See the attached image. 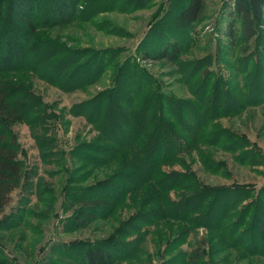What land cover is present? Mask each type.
I'll return each instance as SVG.
<instances>
[{"label": "rangeland", "instance_id": "1", "mask_svg": "<svg viewBox=\"0 0 264 264\" xmlns=\"http://www.w3.org/2000/svg\"><path fill=\"white\" fill-rule=\"evenodd\" d=\"M25 1V4L21 1L18 8L5 10L0 17V31H3L0 38H6L1 41L9 46L6 53H2L4 49L0 52V83L16 86L30 100L19 122L3 124L17 139L23 186L29 183L11 191L0 213L1 216L12 210L18 216L12 219V228L0 230V248L12 264H77L79 248L99 242L113 243L117 255L115 264H187L194 249L201 252L199 264H264V253H256L260 243L251 241V238L264 235V71H261L262 76L258 73L254 78L257 66L264 70V25L259 42L238 41L235 47L225 33L228 23L225 12L232 0H203L201 20L193 32H186L185 36L174 28L175 10L171 12L174 7L178 9L183 5L180 0H150L136 10L102 11L88 20H83L78 13L76 16L80 17L75 16L69 23H58V18L51 15V3L46 0ZM140 4V0L135 3ZM132 5L134 3L124 8L129 10ZM167 10L170 11L157 33L182 44L179 60L140 59L138 49L145 41L155 44L156 48L160 46L161 36L160 41L154 43L151 39L157 36L154 37L152 31L143 37L152 22ZM26 19L35 23L34 33ZM28 35L32 43L48 40L66 51L76 52L79 62H84L88 56L82 52L89 50L95 54L111 50L118 56L111 59L102 55L99 60L103 67L97 79L71 89L70 86L93 74L98 61L79 68L72 78H61L54 83L38 72L51 76L58 68L36 64L34 52L38 50L31 52L32 43L24 42L29 46L28 54L23 52L24 47L19 57L12 54L13 47L17 46L16 38H21L20 44H23ZM243 44L248 48L240 50ZM128 57H133V61L147 71L160 91L180 99L178 107L168 102L165 111L160 113L174 123L180 119L174 120L171 116H183L182 124L176 125L181 137L180 147L173 158L158 168L161 172L158 177L167 175V180L171 181L165 182L170 185L165 189H160L159 180L150 178L144 182L138 174L132 175L139 172L137 165L124 152L118 153L112 147L114 143L105 136L110 128L115 130L120 123L118 110L121 112V108L129 105V98L115 105L107 104L105 109L99 108L101 116L106 114L107 118L105 134L87 117L95 106H80L82 114L74 113V110L79 112L78 107L73 108L75 104L114 86L116 64ZM203 58L214 78L222 76L232 89L229 93L237 96L232 106L226 107L229 115L223 113L205 122L207 119L200 111L203 123L200 127V123L194 124L200 98L189 86L193 80L188 81L189 76L184 72L191 68L185 62ZM23 62L27 66L18 67ZM202 64L200 62L199 66ZM33 67L37 72L30 69ZM125 75L128 78L130 73ZM124 85L128 91L134 87L127 82ZM244 87L254 92L258 89L257 97L248 100L242 90ZM201 90L199 88L200 94ZM20 94L10 99L20 98ZM188 125L190 129L185 128ZM103 148L107 149L105 155L97 150ZM105 180L127 189L121 193L117 189L96 188V193L107 191L111 197L118 196L104 215L81 228H71L69 220L76 209L71 206L73 193ZM174 184L176 188H171ZM220 188L234 191L226 193L223 189L213 200L217 195L214 192ZM203 191L209 194L206 202L200 205L199 211L188 212L195 203L191 201L195 199L189 197ZM210 200L213 202L209 203ZM178 201L182 203L175 204ZM206 206L210 210L203 216ZM168 207L173 211L184 209L188 215L172 217L168 215ZM224 207L230 216L214 228L218 219L216 213ZM206 222L210 229L204 225ZM233 229L238 234L234 243L228 238V232Z\"/></svg>", "mask_w": 264, "mask_h": 264}, {"label": "trees", "instance_id": "2", "mask_svg": "<svg viewBox=\"0 0 264 264\" xmlns=\"http://www.w3.org/2000/svg\"><path fill=\"white\" fill-rule=\"evenodd\" d=\"M21 1L24 4L26 3L25 0H0V17H3L4 12L7 9L9 10V8H18V5H21L22 3ZM46 1H48L47 3H51L49 7V9L52 11L51 15H54L58 18V23H69L72 19L75 18L78 13H80V16L83 20H88L102 11L119 9H124L123 11L136 10L144 7V3L150 0H140L142 1V5L140 4L141 6L135 5V3H137L139 0ZM180 2H183V5L178 9L174 7V9H171V12L173 13V11L175 10L173 14L174 28L180 31L181 35L185 36L187 34L186 32H193L194 27L197 26L200 22L204 3L203 0H180ZM7 3H9L8 6ZM132 3H134V5L129 7V10H126V8H124L128 6V4ZM169 11L170 10H167L165 14H161V16L156 21L152 22L148 32L143 37L146 38L149 32L152 31L153 36H157V39H151L154 40V43L160 41L159 37L161 36L160 46L156 48V46H154L155 44H150V42L147 43L148 41H145L144 44L141 45L142 47L139 46L138 49V57L140 59H165L170 62H176L179 60V56L183 52L182 44L175 38H166L165 34L161 35L160 33L159 35L157 33L158 27H161V25L163 24V20L165 17H167ZM225 13L227 14L228 18L225 33L229 36L228 39L232 44H234L235 47L238 44V41H245V43H248L253 40L254 43L259 42L261 38L258 37L261 35V27L264 25V0H232V4H230V6L227 8V12ZM80 16H76V18ZM26 21L31 33H34L36 29L35 23L28 19H26ZM160 27L159 30H161ZM0 34H3L2 30L0 31ZM237 35H239L240 38H236ZM3 39L0 38V52L1 49H4V51H2V53L4 54V52L6 53V47L9 48V46L3 44ZM16 40L18 41L16 42L17 46L13 47V53H9L16 55V57H19L20 55H22V48L24 47L25 50L23 52H26L28 54L29 46L27 47L26 43H32L30 41L29 35L28 38L25 36L23 44H20L21 38H16ZM25 40L26 43L24 44ZM30 47L31 52L34 50H38L37 52H34L36 56L34 58L36 64L37 62H39L44 64L45 66L49 65V67L53 69L58 68L57 70H54V77H52L53 75L50 76V73L48 75L38 72L41 77L49 79L54 83H56L57 80L61 78H72V75L75 74L79 68H84L86 66L92 65L93 62H95L96 64V61H98L97 68L94 70L93 74L91 76L82 78L80 81L76 82V84L70 86L72 87L71 89L97 79V77L100 75L101 67H103V62L99 60L102 55H104L105 57L109 56L111 59H114L115 55L116 57L118 56V54L111 50L100 52V54H95V51L89 50L88 52H82L84 53L83 55L86 54L88 56L84 59V62H79L80 56L75 54L76 52H72L69 50L66 51V49H62V47L52 41H35L34 43L30 44ZM246 48L248 47L243 44L240 47V50H244ZM3 54L2 56H4ZM53 56L56 58L51 60ZM105 57L103 58V60L105 59ZM133 60V57H128L122 62H118V64H116L115 62L117 70L113 79L114 86L108 89L106 88V90L99 91L97 94L90 97L86 101L75 104L73 108L75 106L78 107L79 112H75L74 110V113L82 114V109L80 108V106L88 105L87 108H89L90 105L91 107L95 106L93 111L90 109L91 114H87V117L90 118L92 122L98 126L101 132H103L104 129H108V125H106L107 118L106 114H103V116H101L102 112L101 110H99V108L105 109V106L107 104L115 105V103L120 102L121 99L126 100L127 98H129V105L121 108V112H119L118 110L120 123H118L116 129L111 130L110 128V131L107 130L108 132H106V134L104 132L103 133L105 134L107 139L111 140L114 143L112 147L115 148L118 153L124 152L125 155H128L131 158L132 162L137 165V169H139V172H133L132 175L138 174L139 179L144 182L150 178L159 180L160 189H165L167 186H170L165 182L171 181L170 179L167 180V175L158 177L161 174V172L158 171V168L161 164H163L164 161H168L173 158L180 147L181 137L178 134V130H176V125H180V123L182 122L181 118L183 116H177L176 118L174 116H171L174 120H181H177V122L174 123L170 122L168 119L163 118V114L160 115V113H163L165 111V103L171 102L172 104H176V107H178L177 103L180 102V99L160 91L158 83L152 80V77L147 73V71L136 63L137 61ZM204 60L205 58H203L202 60L197 59L191 60L190 62H185L187 65H190L191 68L189 71L184 72V74H188L189 76L187 78L188 81H190L191 79L193 80L192 84H189V86L191 85V87H193L192 90L195 91V94L200 98V104L198 107L199 110H196L195 112L196 122L194 123H197L198 125L200 123V127L203 124L201 122L202 119L200 111H202L203 115H205V118L207 119L205 122H210L212 119H215L219 115L227 113L228 108L226 107H229L230 105L232 106V102L235 101V98L237 96L236 94L235 96H233L231 93H229V91H232V89L227 86L225 79L222 76L218 75L214 78L213 74H211V72L208 70V64ZM200 62L203 63L202 65H200L202 67L199 66ZM24 63L25 62L18 65V67L23 66ZM95 67L96 65L93 66V68ZM258 68L259 66H257L256 68L254 78H256L258 73H260V76H262L261 71L264 70H259ZM30 69L32 71H36V67ZM126 73H130V76H128V78L125 75ZM196 75L198 76L196 77ZM126 82L129 85L131 84V86L134 85L133 88L131 87L132 93H130L131 91H128L125 88L124 83ZM60 86L62 88L68 89L64 85L60 84ZM199 88L202 89L201 94L199 92ZM242 90L248 95L246 96L248 100H254L257 97L256 93H258V89L255 90L256 92L250 91L246 87H244V89ZM135 92H139V94L136 95ZM19 93H21L20 98L10 99V97L14 96V94ZM225 97H227L226 102L224 99ZM27 98V95L24 93L22 94L21 89L17 88L16 86L9 87L4 82L0 83V213L9 201V195L13 189L18 188L19 186H22V188H24L29 185V183L26 182L25 186H23L24 175L22 160L18 156L19 149L17 139L10 131H6L3 127V124L8 125L17 123L22 119L21 112H25V110L23 109L27 110L29 108L28 103L30 102V100L28 101ZM260 100L259 102H262V100ZM32 106L33 102H31V107ZM228 113L227 115H229ZM114 123L116 124V122ZM199 126L197 127L198 129L200 128ZM185 128L190 129L191 126L188 125ZM213 135H216L215 132L213 133ZM97 150L105 155L104 152L107 149L103 148ZM84 157H87V155H85ZM94 159L96 160V158ZM176 186L177 184H174V186H171V188H176ZM123 187L124 186L122 185H115L110 183V180H105L98 184L83 187L78 192H74L71 206L72 209L74 208V206L76 209L72 218H70L69 220V226L73 229H78L88 225L90 221L104 215L107 208L111 206V201L114 202L118 196L114 194L111 197V195H108L107 191H105V194L101 193V191H98L96 193L94 192L96 188L100 190H105V188H108L109 191H114V189H117L118 191L123 193L127 189ZM223 189L224 188H220L217 190V192H214V195H217L212 197V199L214 200L218 198L217 196L222 193ZM224 190L226 193L234 191L232 188ZM208 197L209 194H206L204 191L189 197V199H195L191 200L195 203L193 206L188 208V212L192 209H194V212L199 211L200 205L204 204ZM184 201L185 199L182 200V202ZM211 201L212 200H210L209 203ZM182 202L178 201L175 202V204H181ZM227 202L228 200L224 203ZM17 210H19L20 213L23 212V209L21 208H17ZM167 210L169 211L168 215L175 218H183L188 215L186 210L183 211L184 209L180 210L178 208V210L173 211L172 208L168 207ZM209 210L208 206H206L204 210L205 212H203V216L204 214H208ZM216 214L218 216V219L213 226L214 228H218L224 218L230 216V212L225 207L220 209ZM17 217L18 216L16 214L12 213V210L7 214L1 215L0 230L6 231L12 228L14 226L12 219H16ZM235 222L236 221H234V223ZM204 225L209 229L211 227L210 224H207V222ZM234 225H236V223ZM242 225L243 224H241L240 226ZM231 232H234V234H230ZM229 235L232 238H230ZM261 237L262 236L251 238V241L255 240L260 243V245H258V248H256V253H264V243L262 242L264 240V235L262 238ZM228 238L233 239V243L238 239V234H236L235 229L228 232ZM112 244L113 243L109 242H99L79 248L80 252L76 257V263L115 264L117 255H115V249ZM200 254V250L194 249L193 255L188 257L186 263L199 264L201 258ZM0 264H12L10 258L6 254H4L1 248Z\"/></svg>", "mask_w": 264, "mask_h": 264}]
</instances>
